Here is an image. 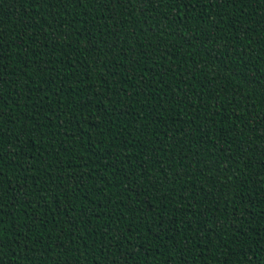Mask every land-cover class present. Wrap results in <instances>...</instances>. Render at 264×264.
I'll return each mask as SVG.
<instances>
[{"label": "trees", "instance_id": "1", "mask_svg": "<svg viewBox=\"0 0 264 264\" xmlns=\"http://www.w3.org/2000/svg\"><path fill=\"white\" fill-rule=\"evenodd\" d=\"M0 38V264H264V0H0Z\"/></svg>", "mask_w": 264, "mask_h": 264}, {"label": "snow or ice", "instance_id": "2", "mask_svg": "<svg viewBox=\"0 0 264 264\" xmlns=\"http://www.w3.org/2000/svg\"><path fill=\"white\" fill-rule=\"evenodd\" d=\"M0 40H2V38H0ZM0 47H2V43H0ZM0 99H2V98H0ZM150 158V157H149Z\"/></svg>", "mask_w": 264, "mask_h": 264}]
</instances>
